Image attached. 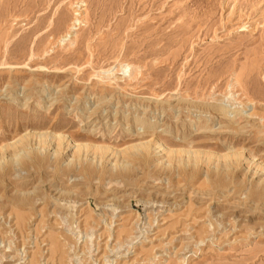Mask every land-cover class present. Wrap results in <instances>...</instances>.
Wrapping results in <instances>:
<instances>
[{"label":"rangeland","instance_id":"1","mask_svg":"<svg viewBox=\"0 0 264 264\" xmlns=\"http://www.w3.org/2000/svg\"><path fill=\"white\" fill-rule=\"evenodd\" d=\"M0 264H264V0H0Z\"/></svg>","mask_w":264,"mask_h":264},{"label":"bare ground","instance_id":"2","mask_svg":"<svg viewBox=\"0 0 264 264\" xmlns=\"http://www.w3.org/2000/svg\"><path fill=\"white\" fill-rule=\"evenodd\" d=\"M77 8H78V7H77ZM76 13H77V19H76V22H78V21H79V18L81 17L82 12H81L80 10H77ZM76 22H75V23H76ZM75 23H74V24H75ZM74 27H76V25H74ZM155 150H156V149H155Z\"/></svg>","mask_w":264,"mask_h":264}]
</instances>
